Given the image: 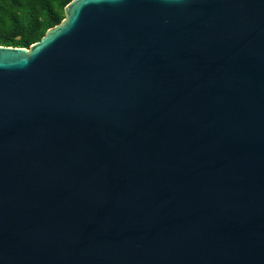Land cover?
I'll return each mask as SVG.
<instances>
[{"label":"water","instance_id":"water-1","mask_svg":"<svg viewBox=\"0 0 264 264\" xmlns=\"http://www.w3.org/2000/svg\"><path fill=\"white\" fill-rule=\"evenodd\" d=\"M0 264H264V0H70L0 44Z\"/></svg>","mask_w":264,"mask_h":264},{"label":"trees","instance_id":"trees-1","mask_svg":"<svg viewBox=\"0 0 264 264\" xmlns=\"http://www.w3.org/2000/svg\"><path fill=\"white\" fill-rule=\"evenodd\" d=\"M69 1L0 0V44L28 47L61 21Z\"/></svg>","mask_w":264,"mask_h":264},{"label":"rangeland","instance_id":"rangeland-1","mask_svg":"<svg viewBox=\"0 0 264 264\" xmlns=\"http://www.w3.org/2000/svg\"><path fill=\"white\" fill-rule=\"evenodd\" d=\"M17 37H19V36H17ZM1 45H4V44H1Z\"/></svg>","mask_w":264,"mask_h":264}]
</instances>
